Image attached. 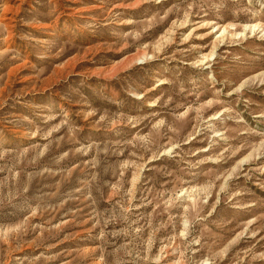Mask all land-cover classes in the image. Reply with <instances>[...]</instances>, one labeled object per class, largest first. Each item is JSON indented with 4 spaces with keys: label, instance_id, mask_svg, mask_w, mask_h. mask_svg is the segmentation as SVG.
<instances>
[{
    "label": "rangeland",
    "instance_id": "obj_1",
    "mask_svg": "<svg viewBox=\"0 0 264 264\" xmlns=\"http://www.w3.org/2000/svg\"><path fill=\"white\" fill-rule=\"evenodd\" d=\"M0 264H264V0H0Z\"/></svg>",
    "mask_w": 264,
    "mask_h": 264
}]
</instances>
